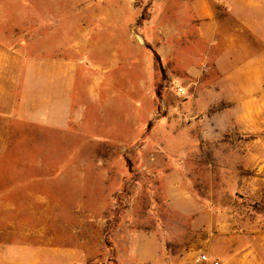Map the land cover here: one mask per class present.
<instances>
[{
    "label": "rangeland",
    "instance_id": "374dc122",
    "mask_svg": "<svg viewBox=\"0 0 264 264\" xmlns=\"http://www.w3.org/2000/svg\"><path fill=\"white\" fill-rule=\"evenodd\" d=\"M189 1L0 0V31L34 45L53 18L76 30L87 84L66 127L0 120V240L14 252L264 264V0H206L218 41H187L178 65L168 46Z\"/></svg>",
    "mask_w": 264,
    "mask_h": 264
},
{
    "label": "crops",
    "instance_id": "0c3cea01",
    "mask_svg": "<svg viewBox=\"0 0 264 264\" xmlns=\"http://www.w3.org/2000/svg\"><path fill=\"white\" fill-rule=\"evenodd\" d=\"M187 5L189 20L182 29H186L188 35L185 36L182 29L175 27L174 39L170 42L168 34L164 38L167 45L170 42L169 58L178 65L182 44L185 45L187 41L191 44L207 42L208 46H214L220 33L219 19L214 16L206 0H190ZM52 23L47 36L38 39L35 45L23 34L0 31V120L49 128L66 127L77 120L74 97L78 87L87 85L84 78L77 76L76 54L82 47L78 43L76 30H71L70 25L62 28V22L55 21V18ZM228 41L226 48H232V39ZM259 57L257 54L243 64L252 71L246 75L247 78L262 73L263 62L259 64ZM191 61L196 65V59ZM238 70L236 66L233 69ZM197 71L196 66L187 69L191 75H196ZM1 238L0 264H45L39 251L31 257L22 247L14 252L12 242ZM141 260L148 264L164 262V259L155 257Z\"/></svg>",
    "mask_w": 264,
    "mask_h": 264
},
{
    "label": "built area",
    "instance_id": "2783aa9c",
    "mask_svg": "<svg viewBox=\"0 0 264 264\" xmlns=\"http://www.w3.org/2000/svg\"><path fill=\"white\" fill-rule=\"evenodd\" d=\"M202 259H204V260H205V259H206V257L203 255V256H202ZM213 264H219V263L215 261Z\"/></svg>",
    "mask_w": 264,
    "mask_h": 264
},
{
    "label": "trees",
    "instance_id": "16d2710c",
    "mask_svg": "<svg viewBox=\"0 0 264 264\" xmlns=\"http://www.w3.org/2000/svg\"><path fill=\"white\" fill-rule=\"evenodd\" d=\"M154 56H155L156 60L159 62V57H158V55L154 53Z\"/></svg>",
    "mask_w": 264,
    "mask_h": 264
}]
</instances>
